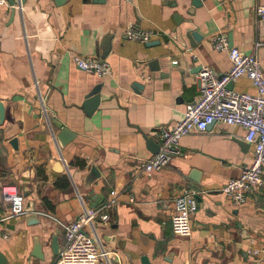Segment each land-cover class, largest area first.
Here are the masks:
<instances>
[{
    "label": "crops",
    "instance_id": "crops-1",
    "mask_svg": "<svg viewBox=\"0 0 264 264\" xmlns=\"http://www.w3.org/2000/svg\"><path fill=\"white\" fill-rule=\"evenodd\" d=\"M200 1L195 7L192 0L0 5V188L28 190L25 201L34 200L39 217L37 224H28L24 214L8 217L9 204L0 192L3 264H51L56 255L49 239L57 225L44 213L69 222L90 206L82 176L92 163L101 172L91 187L101 196L97 205L115 192L110 222L99 226L111 253L97 264H141V255L150 264H264V186L239 205L222 191L251 159L253 145L243 127L214 122L183 136L180 155L164 168L139 171L152 154L143 135L156 139V131L175 124L184 105L197 98V67H210L218 76L228 71L227 51L213 48L214 34L224 33L232 46L255 52L264 71V21L255 11L264 0ZM175 14L191 20L203 36L200 42L184 45ZM128 24L152 33L150 40L126 38ZM109 32V74L79 69L73 55L99 56L100 41ZM155 59L165 63L161 70L151 68ZM163 70H169L167 76ZM97 84L100 99L88 114L86 95ZM232 89L255 92L246 77L233 81ZM63 127L75 137L61 147L56 135ZM11 137H17V149ZM57 162L62 170L55 168ZM191 169L198 171V181L188 177ZM183 186L197 191L189 237L174 235L170 226L172 199ZM34 236L42 243V259L31 254ZM248 248L259 252L249 255Z\"/></svg>",
    "mask_w": 264,
    "mask_h": 264
},
{
    "label": "built area",
    "instance_id": "built-area-1",
    "mask_svg": "<svg viewBox=\"0 0 264 264\" xmlns=\"http://www.w3.org/2000/svg\"><path fill=\"white\" fill-rule=\"evenodd\" d=\"M20 0L9 3L0 0V5L20 8ZM260 21H264V4L255 8ZM123 35L128 39L148 42L152 33L144 31L134 24H128ZM213 48L227 51L230 67L222 77L207 66L196 74L199 94L192 102L184 105L181 118L171 127H160L155 137L159 143L158 151L144 158L139 171L149 174L169 164L173 157L180 155V139L195 131H204L208 125L221 122L227 125H239L246 131L245 140L253 145L251 159L239 174L228 179L222 191L231 199L233 205H239L252 193L264 186V71L255 52H244L236 46H229L226 34L217 33L211 37ZM74 64L81 70L98 77L108 75L110 64L99 56L86 57L73 55ZM175 62V61H174ZM239 77L248 78L255 92L237 91L226 87L227 82ZM3 200L9 204L8 217L14 218L25 213V196L15 186L4 184L0 188ZM197 191L183 186L172 199L173 213L170 219L174 235L189 237L192 234L191 217L197 210ZM115 192L96 207L86 206L72 221L66 222L51 213H44L57 225L60 237L59 252L51 264H97L107 260L111 251L102 241L99 226L110 222V209L115 205ZM256 248H248L249 255H255Z\"/></svg>",
    "mask_w": 264,
    "mask_h": 264
},
{
    "label": "water",
    "instance_id": "water-1",
    "mask_svg": "<svg viewBox=\"0 0 264 264\" xmlns=\"http://www.w3.org/2000/svg\"><path fill=\"white\" fill-rule=\"evenodd\" d=\"M10 3H14L15 0H8ZM23 1V0H21ZM58 2V0H56ZM94 2H102L103 0H92ZM201 5V1L200 0H192V6H200ZM14 12V9H11V13ZM188 13L193 14V8L190 9L188 11ZM175 20L177 21L178 25H181L179 30V33L182 34V39H184V45L188 46H194L197 42H200L203 38V36L198 33L195 29V27L192 25V22L190 19L185 18L183 19V17L179 16L178 14L174 15ZM113 36L112 32L107 33L100 41V53H99V57L101 58H105L110 50V46H111V38ZM229 46H232L231 41L229 40ZM160 42L157 41L156 44H159ZM149 45H153L152 42H150ZM151 65H152V69L153 70H161L163 66H165V63L159 59H155L153 61H151ZM197 70H200V67H197ZM169 70H163L162 74H165V76L168 75ZM223 75V74H222ZM222 75H219V77H222ZM134 85L136 87H140V85L135 82ZM99 84H97L95 87H93L90 92L86 95V99H85V111L90 114L92 113L99 102L100 96H99V89H100ZM227 88L232 89V82L229 81L226 84ZM88 106V107H86ZM3 105L0 101V123L3 121L4 118V114H3ZM75 137V134L70 131L68 128L63 127L60 129V131L58 132V134L56 135V139L59 143V145L61 147L65 146L67 143H69L71 140H73ZM145 143H146V148L152 153H156L158 151L159 148V143L157 142L156 139H154L153 137H149L147 135H143ZM9 143L12 145L13 148L17 149L18 147V139L17 137H11L9 139ZM55 168L57 170H62V165L60 162L55 163ZM198 176L199 173L196 169H191L189 172L188 177L191 178L194 181H198ZM101 177V172L99 171V169L92 163L88 169V171L82 176V180H83V186L85 189L89 190V194L92 196V202L90 203V206L96 207L99 200L101 199V196L96 193H94L93 189L91 188L92 185ZM24 196H27L28 194V190L24 191L22 193ZM24 210H25V219L27 221L28 224H37L39 222V217H38V213H36L34 211V200L29 199L27 201H25L24 204ZM57 231H55V233H53L50 236L49 239V246L50 249L52 251V253L54 255H56L59 252V242H58V235L56 233ZM31 254L34 257L40 258L42 259L44 257V253L42 251V243L40 241L39 236H34L33 238V249ZM167 260H169L168 258H166ZM5 258L2 256V254L0 253V264H3L5 262ZM170 261V260H169ZM140 263L141 264H150L149 258L146 255H141L140 257ZM251 264H257L256 261L252 260L250 262Z\"/></svg>",
    "mask_w": 264,
    "mask_h": 264
},
{
    "label": "trees",
    "instance_id": "trees-1",
    "mask_svg": "<svg viewBox=\"0 0 264 264\" xmlns=\"http://www.w3.org/2000/svg\"><path fill=\"white\" fill-rule=\"evenodd\" d=\"M38 174L42 177V174H43V172H42V169H38Z\"/></svg>",
    "mask_w": 264,
    "mask_h": 264
}]
</instances>
